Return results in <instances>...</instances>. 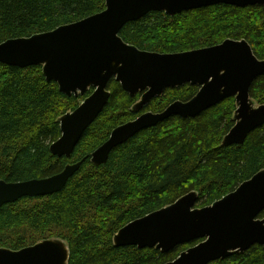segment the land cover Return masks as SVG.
Listing matches in <instances>:
<instances>
[{
	"label": "trees",
	"instance_id": "1",
	"mask_svg": "<svg viewBox=\"0 0 264 264\" xmlns=\"http://www.w3.org/2000/svg\"><path fill=\"white\" fill-rule=\"evenodd\" d=\"M105 0H0V44L72 24L106 9ZM120 37L140 50L181 53L246 40L264 60V7L216 5L175 16L151 13L126 24ZM110 99L86 130L73 154L58 157L51 145L62 136L60 119L90 96L68 97L48 82L42 66L19 68L0 63V180L45 179L82 162L65 188L44 197H26L0 208V248L12 251L60 239L70 250L68 264H166L202 240L169 253L156 248L116 247L120 229L196 192L198 208L213 205L264 170V126L242 145L223 146L235 126V97L195 118L172 117L137 133L115 148L104 165L91 155L119 126L147 112L162 113L176 101L188 102L199 86L167 89L142 111L113 79ZM264 104V74L250 89ZM264 219V211L260 215ZM211 264H264V249L252 246Z\"/></svg>",
	"mask_w": 264,
	"mask_h": 264
},
{
	"label": "water",
	"instance_id": "2",
	"mask_svg": "<svg viewBox=\"0 0 264 264\" xmlns=\"http://www.w3.org/2000/svg\"><path fill=\"white\" fill-rule=\"evenodd\" d=\"M106 9L78 22L31 37L10 39L0 44V63L19 68L42 66L48 82H56L68 97L88 96L73 112L60 119L62 136L51 153L69 158L86 130L98 118L110 99L109 83L115 79L132 97L143 94L134 110L142 111L167 89L186 84L200 90L188 102L176 101L162 113L147 112L117 127L92 155L96 165L107 163L110 153L140 131L172 117L195 118L222 101L235 97V126L223 146L242 145L256 129L264 126V104L254 108L250 89L264 74V60L258 59L246 41L225 42L181 53L143 51L126 43L120 32L131 22L151 13L175 16L183 11L216 5L239 8L264 7V0H105ZM83 162V161H82ZM82 162L71 164L52 177L23 182L0 180V208L26 197H44L62 191L80 170ZM196 192L175 203L130 222L114 237L116 247L156 248L169 253L180 245L202 240L166 264H211L254 245L264 249V170L213 205L198 208ZM66 242L45 240L12 251L0 248V264H68Z\"/></svg>",
	"mask_w": 264,
	"mask_h": 264
},
{
	"label": "rangeland",
	"instance_id": "3",
	"mask_svg": "<svg viewBox=\"0 0 264 264\" xmlns=\"http://www.w3.org/2000/svg\"><path fill=\"white\" fill-rule=\"evenodd\" d=\"M146 93V91H144L143 92V94H145ZM253 101V105H254V108H258L260 105L257 103V102H254V100H252ZM146 106V105H145ZM144 106V107H145ZM71 113V112H70ZM66 115V114H65ZM62 118V117H61ZM234 120H235V118H234ZM236 122V121H235ZM60 240V239H59ZM7 249V248H6Z\"/></svg>",
	"mask_w": 264,
	"mask_h": 264
},
{
	"label": "flooded vegetation",
	"instance_id": "4",
	"mask_svg": "<svg viewBox=\"0 0 264 264\" xmlns=\"http://www.w3.org/2000/svg\"><path fill=\"white\" fill-rule=\"evenodd\" d=\"M239 188V187H238ZM261 215V214H260ZM260 218V217H259Z\"/></svg>",
	"mask_w": 264,
	"mask_h": 264
},
{
	"label": "bare ground",
	"instance_id": "5",
	"mask_svg": "<svg viewBox=\"0 0 264 264\" xmlns=\"http://www.w3.org/2000/svg\"><path fill=\"white\" fill-rule=\"evenodd\" d=\"M106 6V5H105Z\"/></svg>",
	"mask_w": 264,
	"mask_h": 264
}]
</instances>
